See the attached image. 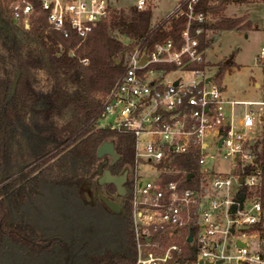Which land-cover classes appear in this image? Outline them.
Here are the masks:
<instances>
[{
  "label": "built area",
  "instance_id": "2783aa9c",
  "mask_svg": "<svg viewBox=\"0 0 264 264\" xmlns=\"http://www.w3.org/2000/svg\"><path fill=\"white\" fill-rule=\"evenodd\" d=\"M37 1L39 9L32 0H12L14 21L29 29L45 13L49 28L66 39L73 34L86 39L114 10L109 0ZM149 1L134 6L146 10ZM200 2L178 0L165 27L173 18L187 17L181 45L171 39L153 48L135 45L103 102L101 121H110L101 126L129 133L135 142L128 180L136 264H264V170L253 152L264 137L255 134L264 123V77L257 82L259 100L225 97L223 86L207 75L205 50L192 35L194 23H209L212 16L197 10ZM202 31L198 27L196 35ZM256 61L264 71V41ZM192 152L197 173L175 163ZM223 160L233 172L209 165ZM141 167L151 171L143 174ZM187 245L196 250L193 262H183Z\"/></svg>",
  "mask_w": 264,
  "mask_h": 264
},
{
  "label": "trees",
  "instance_id": "16d2710c",
  "mask_svg": "<svg viewBox=\"0 0 264 264\" xmlns=\"http://www.w3.org/2000/svg\"><path fill=\"white\" fill-rule=\"evenodd\" d=\"M32 2L39 9V2ZM232 2L233 0H201L197 6L198 11L219 17L215 24L192 25V35L199 38L202 50L208 47L209 30H235L247 25L243 18L229 19L220 16ZM152 22L153 11L149 8L138 10L134 6L128 12L113 10L110 20L99 24L86 39L80 40L74 34L66 39L49 28L45 13L35 17L29 29L18 25L7 0H0L2 235L8 233L13 236L18 232L11 225L13 208L18 199L16 191L20 192L19 195L23 193L24 200L43 184L45 178H49L55 185H76L82 179L97 177L104 160L97 157V152L103 143L113 142L119 155L118 161L108 166L112 175L120 176L134 168L133 136L102 127L100 121L104 98L110 94L123 74L125 61L135 45L148 43L153 48L170 39L181 45V34L188 22L186 16L171 19L167 27V20L156 26ZM198 27L203 30L199 36L196 35ZM126 41L130 43L126 44ZM225 68L226 66H222L217 74L219 84ZM19 70L21 76L16 93L11 96V86ZM253 152L262 161L264 170V139L258 141ZM196 158V153L192 152L177 157L175 163L180 169L197 173ZM21 167L26 170L24 177L18 174ZM29 176L31 178L27 179ZM23 181L24 185L16 190L15 187ZM107 187L115 189L114 185ZM125 188L127 195L124 211L128 216L125 245L114 252H107L103 260L96 254L98 259L90 264L136 263L132 184L129 180L125 183ZM24 239V236L19 235V240L25 242ZM53 245L54 242L47 240L46 246L53 248ZM55 253L54 250L49 252L50 255ZM195 259V248L187 245L183 262H193Z\"/></svg>",
  "mask_w": 264,
  "mask_h": 264
},
{
  "label": "rangeland",
  "instance_id": "374dc122",
  "mask_svg": "<svg viewBox=\"0 0 264 264\" xmlns=\"http://www.w3.org/2000/svg\"><path fill=\"white\" fill-rule=\"evenodd\" d=\"M109 1L114 10L128 12L138 0ZM7 2L10 5L12 0ZM149 2L148 8L153 11V26L166 20L178 4V0ZM220 16L229 19L243 18L244 24L250 26L235 30L208 31L209 43L205 49L207 75L214 78V83L219 84L217 74L222 66H226L220 84L225 89V97L230 100H259L261 92L255 88V82L263 79L264 71L256 59L264 41V0L232 2ZM218 20V16L212 15L209 24H215ZM129 43L126 41V44ZM228 60H231L230 64H227ZM243 109L239 107L237 111L242 112ZM109 121V118H105L101 125L104 126ZM255 134H264V123L257 125ZM209 165L217 172H233L229 161H211ZM18 171L22 177L26 175L24 167ZM149 171L151 170L148 168H140L143 174ZM130 175L131 173L129 177ZM30 178L31 176L27 179ZM98 180L99 176L82 179L76 185H55L49 178H45L43 184L24 200L23 193L19 195L20 192L16 191L18 199L13 208L11 225L19 233L16 231L13 236H9L8 233L2 235L0 231V264H53L55 257L49 252L54 250L58 253L65 241H74L78 247L105 249L104 252H94L95 255L111 253L123 247L128 225V216L124 211L125 198L119 197L115 189L99 185ZM22 185L24 181L15 187L16 190ZM101 196L120 203L121 212L114 214L109 211L102 203ZM2 228L5 229L4 226ZM19 235L26 238L25 242L19 240ZM47 240L54 242L53 248L46 246ZM234 246L233 242L232 251ZM88 262V259L84 260L83 264Z\"/></svg>",
  "mask_w": 264,
  "mask_h": 264
},
{
  "label": "water",
  "instance_id": "95a60500",
  "mask_svg": "<svg viewBox=\"0 0 264 264\" xmlns=\"http://www.w3.org/2000/svg\"><path fill=\"white\" fill-rule=\"evenodd\" d=\"M239 0H233V2H238ZM144 60L142 61V63ZM231 63V60L227 61V64ZM21 76V71L19 70L14 78V81L11 86V96H13L16 93V88L18 85V81ZM210 81V80H208ZM223 141L220 142V145H222ZM105 156H110L112 158V164L116 163L119 159V155L115 151V145L113 142H105L103 143L97 152V157L99 159H103ZM129 171H125L122 175L120 176H114L110 172V170H104V167L101 166L98 169V176L99 180L98 183L101 186H106V185H114L117 189V194L121 198H125L127 195V191L124 187V184L127 182L129 178ZM193 173L189 174L188 179L193 177ZM240 182L243 183V178L240 179ZM87 200H89L88 196H86ZM102 203L105 205V207L111 211L114 214H119L122 209V205L118 202L112 201L104 196L100 197ZM242 204V200L240 201ZM236 211V206H233L232 212ZM192 236L189 238V242H191Z\"/></svg>",
  "mask_w": 264,
  "mask_h": 264
},
{
  "label": "flooded vegetation",
  "instance_id": "af4514ba",
  "mask_svg": "<svg viewBox=\"0 0 264 264\" xmlns=\"http://www.w3.org/2000/svg\"><path fill=\"white\" fill-rule=\"evenodd\" d=\"M103 159L104 160L101 166L104 167V170H108V166L112 164V158L110 156H105ZM124 187H125V184H124ZM116 192H117V189H116ZM98 250L103 251V252L105 251L104 248L95 249V248L78 247L76 246V242L74 241H69V242L65 241L64 246H62L59 249L58 253L53 254V256L55 257L53 264H83L84 260H87V259L89 262H91L95 259H98V257L94 253L96 251L98 252ZM106 256H107L106 253H102L99 256V259L103 260L104 258H106ZM108 258H109V255H108ZM89 262L87 264H89Z\"/></svg>",
  "mask_w": 264,
  "mask_h": 264
},
{
  "label": "crops",
  "instance_id": "0c3cea01",
  "mask_svg": "<svg viewBox=\"0 0 264 264\" xmlns=\"http://www.w3.org/2000/svg\"><path fill=\"white\" fill-rule=\"evenodd\" d=\"M257 87V81L255 82V88Z\"/></svg>",
  "mask_w": 264,
  "mask_h": 264
}]
</instances>
